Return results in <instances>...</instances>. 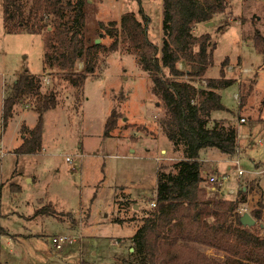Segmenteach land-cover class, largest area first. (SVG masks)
Returning <instances> with one entry per match:
<instances>
[{"label":"rangeland","instance_id":"rangeland-1","mask_svg":"<svg viewBox=\"0 0 264 264\" xmlns=\"http://www.w3.org/2000/svg\"><path fill=\"white\" fill-rule=\"evenodd\" d=\"M161 1L85 0L84 44L98 41L101 48L94 58L93 73L77 88L62 73L46 72L42 35L5 33L0 0L2 264L138 262L133 237L140 220L155 203L156 171L159 166L171 171L172 165L183 158V148L178 145L175 149L162 129L164 109L151 93L150 79L140 69L133 50L120 36V19L133 14L142 22L144 16L147 38L159 46ZM229 3L211 26L196 25L193 34H208L214 45L207 79L218 78L221 63L228 61L225 77L233 83L219 90L224 110L212 112L210 117L235 125L238 154L229 157L208 148L199 152V162L207 176L225 177L226 185L246 188L244 213L251 216L259 211L261 215L254 219L250 231L264 236V175L254 174L264 167V55L258 54L252 43L254 31L264 35V0ZM107 29L117 31L116 38H110ZM237 65L251 70L241 77L239 86L234 82L237 71L226 72L227 67ZM83 69L81 61L76 71ZM25 72L42 79L40 91L42 95L53 92L56 107L42 114V150L17 156L14 152L21 142L19 129L22 124L28 129L34 127L36 102H19L5 126L1 125V102ZM194 82L198 87L197 79ZM234 94L241 100L239 107ZM113 112L115 128L106 136L104 125ZM238 117L245 122L238 124ZM238 135L248 137L238 139ZM237 156L243 176L235 173L233 161ZM202 186L207 192L210 185ZM57 236L73 240L54 250L50 239ZM192 246L206 257L222 260L213 249Z\"/></svg>","mask_w":264,"mask_h":264},{"label":"trees","instance_id":"trees-1","mask_svg":"<svg viewBox=\"0 0 264 264\" xmlns=\"http://www.w3.org/2000/svg\"><path fill=\"white\" fill-rule=\"evenodd\" d=\"M2 4L5 33L42 35L44 68L62 73L80 88L93 73L94 58L101 48L84 44L85 0H2ZM229 4V0H162L159 46L148 40L144 16L142 22L133 14L120 19V36L133 50L150 79L151 93L164 109L162 129L175 149L183 148V158L171 171L165 166L156 171L155 206L140 220L133 237L139 255L134 264H264V236L239 222L237 208L245 203L246 188H237L231 199L207 193L202 186L207 179L202 175L199 152L213 148L231 157L237 130L225 120L210 117L224 110L218 92L233 80L225 77L227 60L221 63L218 78L205 77L213 64L214 45L208 34L195 36L193 28L224 14ZM107 35L116 38L117 31L107 29ZM252 43L264 55V35L254 31ZM81 61L83 72H77ZM41 83L39 76L20 74L1 102L3 126L14 117L19 102H36L34 127L22 124L19 129L17 156L42 150V114L56 107V98L53 92L42 95ZM114 112L106 119V136L115 128ZM251 216L258 220L261 215L254 211ZM193 244L213 249L222 260L206 257Z\"/></svg>","mask_w":264,"mask_h":264},{"label":"built area","instance_id":"built-area-1","mask_svg":"<svg viewBox=\"0 0 264 264\" xmlns=\"http://www.w3.org/2000/svg\"><path fill=\"white\" fill-rule=\"evenodd\" d=\"M237 71V77L235 78L234 82L239 86L241 83V77L249 75L251 73V70L248 68L241 67L237 65L234 67H227L226 72L227 73H233ZM233 99L237 102L238 107L240 106V99L238 94L233 95ZM245 122V119L242 117H238V124H242ZM248 136L246 135H238V139H247ZM237 140V139H236ZM235 152L238 154V149L235 150ZM3 156V152L0 151V158ZM233 164L235 165V173L237 176H243L244 172L239 168V158H237L233 161ZM255 175H264V167L258 169L256 172H254ZM207 183L210 185L207 188L208 193H216L220 197L225 196H235L237 188H229L226 187L227 179L225 177H218L217 175H208L206 177ZM243 204H240L237 208V212L239 214H244L245 208L242 206ZM151 207L155 206V203L152 202ZM73 238H70L69 236H57L52 237L50 239L52 247L54 250H61L63 246L67 245L68 243L72 242Z\"/></svg>","mask_w":264,"mask_h":264},{"label":"water","instance_id":"water-1","mask_svg":"<svg viewBox=\"0 0 264 264\" xmlns=\"http://www.w3.org/2000/svg\"><path fill=\"white\" fill-rule=\"evenodd\" d=\"M212 23L209 22L207 24H205V26H211ZM94 44H98V41H95ZM239 222L243 227H248L251 228L252 226H254L255 222L254 219L247 213H244L240 216L239 218Z\"/></svg>","mask_w":264,"mask_h":264},{"label":"crops","instance_id":"crops-1","mask_svg":"<svg viewBox=\"0 0 264 264\" xmlns=\"http://www.w3.org/2000/svg\"><path fill=\"white\" fill-rule=\"evenodd\" d=\"M46 72H48V71H46ZM43 75H45V74H42V76ZM163 150H161L160 152H162ZM165 152V151H164ZM199 161H201L200 159H199ZM202 162H204V161H202ZM204 174H205V176H207V174L204 172V171H202ZM206 178V177H205ZM25 180H27V178L25 179ZM229 183V182H228ZM226 187H229V188H236V185L235 186H233V187H231V186H228V184L226 185ZM227 198H231V199H233L234 198V196H228Z\"/></svg>","mask_w":264,"mask_h":264}]
</instances>
